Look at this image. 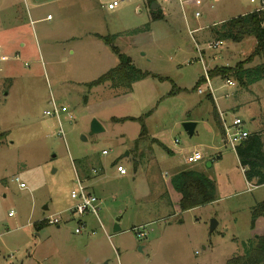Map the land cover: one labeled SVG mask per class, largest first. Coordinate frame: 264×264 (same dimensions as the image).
Returning <instances> with one entry per match:
<instances>
[{"label":"rangeland","instance_id":"1","mask_svg":"<svg viewBox=\"0 0 264 264\" xmlns=\"http://www.w3.org/2000/svg\"><path fill=\"white\" fill-rule=\"evenodd\" d=\"M113 1L0 0V264H227L264 234V184L249 189L215 108L264 137V79L246 86L233 75L211 76L246 60L256 44L215 30L264 4L156 0L166 15L155 18L147 0H117L112 9ZM95 32L115 35L113 43L147 74L131 88L90 86L120 61ZM219 38L221 48L208 47ZM227 78L236 85L228 87ZM53 102L68 107L63 134L56 116L45 114ZM140 117L149 139L136 146ZM94 119L103 130H92ZM186 121L198 123L193 134ZM195 150L203 158L188 162ZM175 167L205 173L216 199L183 209ZM78 177L103 199L98 217L71 211ZM57 216L59 224L48 222Z\"/></svg>","mask_w":264,"mask_h":264},{"label":"trees","instance_id":"2","mask_svg":"<svg viewBox=\"0 0 264 264\" xmlns=\"http://www.w3.org/2000/svg\"><path fill=\"white\" fill-rule=\"evenodd\" d=\"M153 0H149L151 3ZM156 16L155 18L160 17ZM222 29V30H221ZM234 42H240L247 37H254L256 45L250 56L240 61L236 66H222L213 68L210 71L211 76L221 75L224 77L233 75L235 79L248 86L251 83L264 79V8H258L248 13L240 14L227 21H224L222 28L215 30ZM114 36H101V38L111 45L113 51L118 55L119 64L107 72L100 75L89 83L90 86H96L110 82L113 87L131 88L133 83L145 76L147 73L137 68L132 59L122 53L118 46L113 43ZM220 39V38H219ZM256 57L259 61L252 65L250 63ZM216 118L223 132V124L220 118L219 110L215 108ZM116 119V118H115ZM126 119H137L135 117H125ZM143 121V117L139 118ZM149 139V133L145 123L141 133L136 139V146L140 142ZM157 140L156 138H152ZM160 142V141H159ZM160 145L161 142H160ZM240 162L244 168L246 179L252 182L253 179L258 182L256 185L264 184V137L260 131L251 132L247 138L241 141L235 148ZM172 183L175 189L181 193V206L183 209L192 208L204 203L211 202L217 197V189L214 181L205 173L195 169H183L173 175ZM257 215V214H255ZM259 215V214H258ZM45 220L37 223L40 228L45 225ZM255 243L251 246L249 252L230 258L227 264H264V234L254 237Z\"/></svg>","mask_w":264,"mask_h":264},{"label":"built area","instance_id":"3","mask_svg":"<svg viewBox=\"0 0 264 264\" xmlns=\"http://www.w3.org/2000/svg\"><path fill=\"white\" fill-rule=\"evenodd\" d=\"M256 1V0H252ZM262 3L264 4V0H262ZM118 4H120L119 1L114 0L113 2H110L108 4L109 8H115ZM261 8H264L262 6ZM200 11L196 12V15H200ZM224 41L220 39L212 40L208 42V47L214 48V49H219L223 46ZM199 48V47H198ZM199 51H202L199 48ZM2 59H7V56H2ZM202 62L204 66V71H205V80L208 83L210 93L213 95L214 94V88L212 87L211 84V77L209 75V69L207 65L205 64V60L202 57ZM225 84L228 87H234L236 85V81L233 78H227L225 81ZM200 92H203L202 88H199ZM226 97L229 96V93L227 92L225 94ZM68 111L67 106H58L55 102H53V108L45 110V114L51 115V116H56V118L59 121L60 124V130L59 133L63 134L62 130V123L60 121V115L61 112ZM220 118L223 124V135L225 142L228 144H231L234 148L243 141L247 136L252 132L251 130L247 129L245 127V122L240 116H235L232 120V122L227 121V113L225 111L220 110L219 112ZM104 154H107L109 151L107 149H104L102 151ZM203 158V154L199 150L193 151L191 154L187 156V161L188 162H197ZM117 170L120 175H126L128 173L127 168L122 165L118 164L117 165ZM94 172H97V169H94ZM13 180L19 183L20 187H26L25 182L20 180L19 176H16ZM250 188H253V184L250 183ZM71 197L76 200V204L71 208V211L75 214L78 215H83L88 212L94 213L97 217L99 216V210H100V205L102 202V198L98 196V194L93 191L88 184H86L82 179L79 177L77 178V187L71 190ZM12 213V212H11ZM61 217L57 216L54 218H50L48 220L49 223H57L59 224L61 222ZM139 237H144L146 235V232L142 230L141 228L135 229ZM81 229L79 227L76 228V232H80Z\"/></svg>","mask_w":264,"mask_h":264},{"label":"crops","instance_id":"4","mask_svg":"<svg viewBox=\"0 0 264 264\" xmlns=\"http://www.w3.org/2000/svg\"><path fill=\"white\" fill-rule=\"evenodd\" d=\"M148 1V5L150 6V9H151V11H152V16H154V17H156V16H159V15H161L160 17H162V16H165L166 15V13L164 12V9L163 8H161V5L158 3V2H156V0H153L151 3L149 2V0H147ZM112 9H114V8H112ZM258 9V8H257ZM198 11V10H197ZM196 11V12H197ZM244 14V13H243ZM48 17H50V16H48ZM203 27V26H202ZM201 28V27H200ZM200 28H197V29H200ZM196 29V28H195ZM192 31V30H191ZM93 34V36L94 37H97V38H100L105 44H107L108 46H109V44L108 43H106L102 38H101V36H114L115 37V35H104V34H101V33H99V32H95V33H92ZM252 37H247L246 39H251ZM252 41H254V40H252ZM255 42H256V40H255ZM256 45V44H255ZM255 48V47H254ZM254 50V49H253ZM252 50V51H253ZM115 53V52H114ZM116 54V53H115ZM2 58V57H1ZM220 110L221 109H219V112H220ZM197 125H198V123L196 124V127H195V130H196V128H197ZM195 132V131H194ZM104 150V149H103ZM210 164H211V162H210ZM184 169V167L181 169H177L176 167L174 168V169H172L173 170V175H175V174H177L178 172H180L181 170H183ZM243 170H244V168H243ZM251 183V182H250ZM252 184V183H251ZM253 186H257L256 184H253ZM258 235H262V234H258ZM257 236V235H256Z\"/></svg>","mask_w":264,"mask_h":264},{"label":"water","instance_id":"5","mask_svg":"<svg viewBox=\"0 0 264 264\" xmlns=\"http://www.w3.org/2000/svg\"><path fill=\"white\" fill-rule=\"evenodd\" d=\"M196 124H197V122H195V121H186V122H184V126H185V128L188 130V132L190 134L194 133ZM103 129H104V127L100 124V122L97 119H94L93 122H92V130L93 131H98V130H103ZM126 154H129V152H127ZM119 219L120 218H118V220ZM216 224H217L216 220H213V222L211 224V230L214 229ZM120 229H121V227L119 225V222H117L115 224V226H114V231H118Z\"/></svg>","mask_w":264,"mask_h":264}]
</instances>
